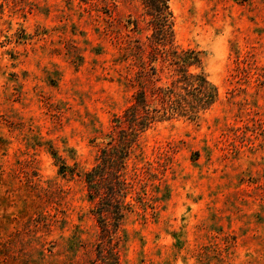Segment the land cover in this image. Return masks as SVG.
Wrapping results in <instances>:
<instances>
[{
    "label": "rangeland",
    "instance_id": "rangeland-1",
    "mask_svg": "<svg viewBox=\"0 0 264 264\" xmlns=\"http://www.w3.org/2000/svg\"><path fill=\"white\" fill-rule=\"evenodd\" d=\"M170 4L219 100L142 137L120 264H264V0ZM148 21L141 0H0V264H93L85 177L138 88Z\"/></svg>",
    "mask_w": 264,
    "mask_h": 264
},
{
    "label": "trees",
    "instance_id": "trees-1",
    "mask_svg": "<svg viewBox=\"0 0 264 264\" xmlns=\"http://www.w3.org/2000/svg\"><path fill=\"white\" fill-rule=\"evenodd\" d=\"M141 2L152 33L147 43L136 40L133 47L138 88L131 104L114 117L111 141L101 149L97 163L85 177L92 213L100 228L93 264H120V233L134 211L127 198L135 184L142 182L136 178L131 181L127 170L142 137L165 121H196L219 100L217 86L202 69L200 52L181 49L175 43L170 0ZM137 196L144 205V193Z\"/></svg>",
    "mask_w": 264,
    "mask_h": 264
}]
</instances>
